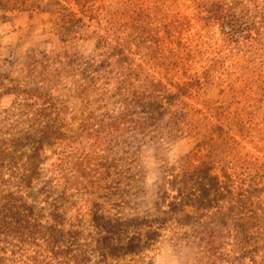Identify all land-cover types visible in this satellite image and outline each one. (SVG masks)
I'll list each match as a JSON object with an SVG mask.
<instances>
[{
	"label": "rangeland",
	"instance_id": "1",
	"mask_svg": "<svg viewBox=\"0 0 264 264\" xmlns=\"http://www.w3.org/2000/svg\"><path fill=\"white\" fill-rule=\"evenodd\" d=\"M205 1L0 0V220L37 227L1 235L0 264H264V0H222L247 11L220 20ZM126 47L144 76L191 83L175 141L150 142L140 109L108 131L114 98L85 90ZM59 112L63 134L86 125L63 162L40 132Z\"/></svg>",
	"mask_w": 264,
	"mask_h": 264
},
{
	"label": "trees",
	"instance_id": "2",
	"mask_svg": "<svg viewBox=\"0 0 264 264\" xmlns=\"http://www.w3.org/2000/svg\"><path fill=\"white\" fill-rule=\"evenodd\" d=\"M204 4L205 9H207V11L211 13L210 16L213 18H218V20L225 19L226 17L230 16V14L228 13H230L231 9L241 8L243 11H247L245 10L247 6L243 5V3L239 7L229 5L227 2L222 0L213 1L211 3L205 1ZM206 4H208V7H206ZM230 26L232 27L231 31H233L232 33L234 34L237 31L236 25L230 23ZM119 52L122 53L125 58V63L119 69H109V67H107L108 65L103 62L100 66H98V68H100V75L92 76V79L89 80L90 82L85 84L84 86L85 90H94L95 88L96 93L102 92L104 98L107 97V99L109 100L114 98V100L110 102L114 104V107H112L111 109V113H116L117 115H111V118L113 120L112 123L107 122L108 131L113 130L115 126L117 127L120 124L125 123L124 120H126L127 117L133 118L131 115L139 113L140 109L141 111H144L146 115V123L149 127L150 142L165 144L175 141L178 136L174 135L172 129L178 128L177 118L179 115V110L173 109V107L176 106L177 108L178 104L180 105L183 102L182 99H184V96L187 94L186 88L190 86L191 83L187 82L186 85L184 84L182 87L179 85V83H175L174 81L169 80L167 77L157 78L151 77L150 75V77H148V74L144 76L145 71L142 64L137 65V68L134 67L135 59L130 55L134 54V52L131 51L130 48L126 47L125 49H119ZM105 75L107 78H110V81L104 82L100 78H103ZM110 84L114 85L112 86V89L108 88V85ZM196 110L205 115L204 117L206 119H210L207 114L208 112H206L207 109ZM42 115L45 116L44 113H42ZM61 118H63L62 113H56V123L47 122L41 125L40 132L42 133L41 137L43 138L48 132L54 135H63L65 141L62 147L58 148L65 151V156L63 154V157L61 159V161L63 162L64 157H66V151H68V149H70V147H72L74 143L80 142V138H82L83 135L82 129L84 130L86 125L81 124V131L78 129L77 131H74L72 135L63 134V132H61V126L59 125V120ZM7 148L9 147L7 146ZM7 148L2 149L0 147V159H2L3 156H12L11 151H8L10 149L7 150ZM17 157L23 161V186L24 189H27L32 186V182H26V178L31 176L30 170L37 169L34 161V158L36 157L35 155L23 153H21V155H18ZM32 164H35V167H32ZM60 170L63 173L65 172V168L63 167ZM24 189L22 188L21 191ZM10 191L12 190L10 189ZM2 194L3 193H1V196ZM184 194L185 193L183 190V195ZM7 196L8 194L6 195V197ZM193 201H195V199H191V195L188 194L183 197V200H176L175 202H172L171 205L170 203H168V206H173L174 209L182 212L185 210V206L192 204ZM9 213L12 214L13 210L2 207L0 209V219H5V217L7 218V216H9ZM185 217L193 218V216H191L189 213H185ZM2 222L3 221L0 220V240H4L7 238L1 237V235L4 234L12 235V239H23L25 235L26 237L32 238L36 235L35 228L37 227L31 220L27 221L26 224H23L19 227L13 226L11 225V223L8 225L1 224ZM203 226H207V221ZM5 250V248L3 249L0 247V263H3L6 259L3 256ZM51 250L55 253V255H57L56 252H59L56 247ZM54 250H56V252Z\"/></svg>",
	"mask_w": 264,
	"mask_h": 264
}]
</instances>
